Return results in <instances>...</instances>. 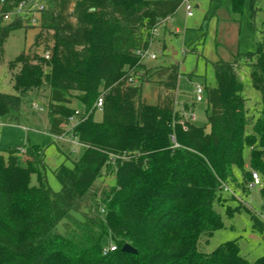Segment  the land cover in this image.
<instances>
[{
    "label": "trees",
    "instance_id": "obj_1",
    "mask_svg": "<svg viewBox=\"0 0 264 264\" xmlns=\"http://www.w3.org/2000/svg\"><path fill=\"white\" fill-rule=\"evenodd\" d=\"M21 1L7 0L4 11ZM232 1L240 13L244 0ZM257 5L250 0L252 20ZM181 6L182 0L47 2L33 46L52 41L50 59L24 51L9 63L17 70L15 93L0 92V119L17 121L23 100L44 88L52 136L67 131L76 103L89 111L103 95L102 120L94 112L70 132L84 152L67 157L71 167L54 170L57 192L43 148L30 146L25 163L13 150L0 151V264H264V256L247 260L238 241L206 252L224 227L220 206L230 217L246 212L264 234L256 212L223 188L249 189L248 150L249 167L262 177L264 210V31L255 51L212 63L216 83L203 85L207 123L183 126L174 96L180 66L168 61L165 44L159 65L140 63L137 55L150 47L151 30ZM23 28L22 19L0 25V63L11 33ZM243 67L261 93L253 114L239 77ZM152 82L166 92L155 104L143 98L144 84ZM102 179L114 183L98 185ZM127 243L137 254L123 252Z\"/></svg>",
    "mask_w": 264,
    "mask_h": 264
},
{
    "label": "rangeland",
    "instance_id": "obj_2",
    "mask_svg": "<svg viewBox=\"0 0 264 264\" xmlns=\"http://www.w3.org/2000/svg\"><path fill=\"white\" fill-rule=\"evenodd\" d=\"M35 1L40 6H46L49 2V0ZM191 3L193 6L192 17L187 16L185 6L182 5L169 19L167 28L162 31V34L153 38L151 49L157 54V59L147 62V65L160 64L162 61L161 48L165 43L168 61L180 66L178 89L174 96L178 100L176 109L184 118L182 123L189 121L197 126H204L207 123V102L206 100L196 101L195 88L197 85H215L213 62L230 61L232 53L237 50L240 53L256 50L257 43L261 40L264 31V0H258L257 6L260 9L253 20L250 16V0H244L240 13L234 11L232 0H191ZM10 6H12L10 11H4L5 8L0 6V15L11 12L14 6L12 3ZM30 21L24 23L23 29L12 32L4 45L3 61L0 63V92L15 93L13 77L17 70L11 71L9 63L22 52L25 51L31 56L38 52L40 57H43L45 53L51 54L52 41L48 44L42 41L38 46H33L41 23L39 22L35 26ZM239 77L244 85L248 108L253 114L261 106V93L252 86L249 68L240 69ZM48 93V90L44 88L31 92L29 97L23 100L17 121H11L8 118L0 119V151L6 155L8 150H13L19 161L25 163L30 146L43 148L47 180L50 187L57 192L60 191L61 185L54 170L61 164L71 167V160L79 159L83 155L84 147L69 141H57L49 134ZM165 94V90L158 82L144 84L143 98L148 103H158ZM34 103H37L44 111L35 110ZM186 103L190 106L189 108L184 106ZM74 107L79 110L80 106L76 103ZM94 119L101 121L102 113H97ZM68 129L70 127L66 128V130ZM20 150H24L25 153H21ZM68 156L71 160L67 159ZM244 161L248 171L256 172L249 167L248 150L245 152ZM239 177L241 179L243 174L240 173ZM32 182L34 185L37 184L35 177ZM113 183V179L98 181V185L104 187H109ZM260 190L261 188L258 187L248 189L246 192L239 191L237 199L246 203L254 212L261 213L263 202ZM246 195H248L247 198H245ZM217 209L223 218L224 227L215 232L206 247V252H213L228 241H238L242 255L250 262L264 256V234L253 228L250 216L246 212H242L230 217L227 215L226 207L220 206Z\"/></svg>",
    "mask_w": 264,
    "mask_h": 264
},
{
    "label": "built area",
    "instance_id": "obj_3",
    "mask_svg": "<svg viewBox=\"0 0 264 264\" xmlns=\"http://www.w3.org/2000/svg\"><path fill=\"white\" fill-rule=\"evenodd\" d=\"M7 0H0V6L4 7L6 4ZM182 5L185 6L186 13L188 17L193 16V6L191 3V0H182ZM45 9V5H39L35 0H28V1H23L20 2L18 5L14 6L13 10L11 12L1 14L0 15V25H5L7 23H12L13 21L17 19H22L23 22H27L31 20L35 26L40 22L41 23V16L42 12ZM170 18L165 19L160 21L152 30H151V35L153 38L160 36L162 34V31L167 28V23ZM40 20V21H39ZM153 41V40H152ZM153 42L151 43L150 47L148 49H139L137 51V55L139 57L140 63H147V62H153L157 59V54L152 51L151 46ZM186 52V51H184ZM50 53H45L43 57L46 60L50 59ZM195 99L197 102H202L204 101V87L201 85H197L195 88ZM178 106V100H175V107L177 108ZM33 108L35 110H38L40 112L44 111L43 108H40L37 103L33 104ZM104 108V97L103 95L98 97L96 102L94 103L93 107L89 110L86 111L85 109L83 110H76L74 115L69 118V125L70 129H68L64 134L59 135V136H53L55 140L57 141H66V142H71L74 144H79L78 141L70 134V132L73 130L74 127H76L78 124L81 122L85 121L86 119L89 118L90 115H92L94 112L96 113H101ZM195 116L193 115V119ZM184 126V123H182ZM70 134V135H69ZM70 137V138H69ZM70 139V140H68ZM173 137V141H174ZM21 153H25L24 150H20ZM262 188L263 187V181L262 177L260 176L259 173L253 172L252 173V180L249 182L248 188L254 189V188ZM223 188L225 192L230 193L234 197L238 198L237 193L230 189L228 185L223 184ZM256 215L261 219L262 222H264V210L261 213H256ZM116 246H110L109 251L113 252L116 250Z\"/></svg>",
    "mask_w": 264,
    "mask_h": 264
},
{
    "label": "water",
    "instance_id": "obj_4",
    "mask_svg": "<svg viewBox=\"0 0 264 264\" xmlns=\"http://www.w3.org/2000/svg\"><path fill=\"white\" fill-rule=\"evenodd\" d=\"M123 252H127V253H132V254H137V250L130 244H125L123 247Z\"/></svg>",
    "mask_w": 264,
    "mask_h": 264
},
{
    "label": "crops",
    "instance_id": "obj_5",
    "mask_svg": "<svg viewBox=\"0 0 264 264\" xmlns=\"http://www.w3.org/2000/svg\"><path fill=\"white\" fill-rule=\"evenodd\" d=\"M163 44H165V43H163ZM163 44H162V46H163ZM165 46H166V44H165ZM166 49H167V47H166ZM161 51H162V48H161ZM238 51V50H237ZM166 54V53H165ZM177 110V109H176ZM48 126H49V121H48ZM28 158H26V160H27ZM25 160V161H26Z\"/></svg>",
    "mask_w": 264,
    "mask_h": 264
}]
</instances>
